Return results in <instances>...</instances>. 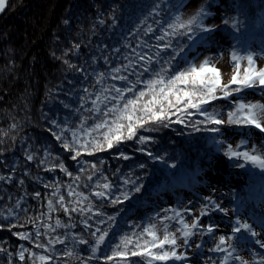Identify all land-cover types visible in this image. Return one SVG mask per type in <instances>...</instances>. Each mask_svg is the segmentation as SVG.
Instances as JSON below:
<instances>
[{"label": "trees", "instance_id": "trees-1", "mask_svg": "<svg viewBox=\"0 0 264 264\" xmlns=\"http://www.w3.org/2000/svg\"><path fill=\"white\" fill-rule=\"evenodd\" d=\"M187 2L8 1L0 15V264H116L105 257L121 238L150 240L147 234L141 236L150 224L160 235L155 220L161 204L168 199L178 202L189 193L194 169L215 158L211 150H221L219 142H224L227 130L200 123L205 117L191 108L172 109L169 120L148 122L137 128L133 139L111 149L94 150L91 145L93 138L103 139L100 133L106 128L91 130L113 105L122 108L128 99L147 91L145 82L157 73L167 80L194 63L210 32L193 25L192 32L177 28L173 34L168 27L177 16L187 21L181 17ZM211 2L234 4L242 41H248L253 29L264 34V0ZM203 23L210 27L207 16ZM116 89L122 90V97ZM148 98H141V103ZM216 100L203 109L213 112ZM112 118L113 114L107 117L109 122ZM213 127L220 132L208 130ZM141 136L148 139L141 143ZM66 141L75 150L66 149ZM85 143L87 147H81ZM199 177H194L197 183ZM137 186L139 192L134 191ZM100 192L103 195H96ZM124 192L130 194L127 200ZM104 232V242L93 253ZM129 248L135 250L134 245ZM68 251L74 255H66ZM40 256L50 259L41 261ZM128 264H146V259L129 256Z\"/></svg>", "mask_w": 264, "mask_h": 264}, {"label": "rangeland", "instance_id": "rangeland-1", "mask_svg": "<svg viewBox=\"0 0 264 264\" xmlns=\"http://www.w3.org/2000/svg\"><path fill=\"white\" fill-rule=\"evenodd\" d=\"M201 6L213 10V13L207 15V22L213 30L195 53L194 63L197 66L205 58L212 57L211 64L220 70L222 84H227L234 74L235 62L231 60L233 51L240 56H247L251 52L256 61L255 67L257 69L264 68V34L257 35L256 29H253L248 33V41H242L236 31L237 11L233 3L218 6L212 4L211 0H188L181 11L182 19L188 20ZM226 20L228 21L227 24H225ZM233 21L236 22V27H233ZM240 64L242 74L243 69L247 67V61L241 60ZM236 86L231 85L230 87ZM216 101L211 109L218 114L219 119L225 121L221 125L227 130L223 136L224 142L220 146L221 150H211L215 158L204 164V168L194 169L196 172L194 177L200 176L198 178L200 183H197V179L190 176L189 179L193 181V184L189 187V193H183L184 197L179 198L178 202L168 199L169 201L161 204L162 206L158 211L159 216L155 220L159 224L161 238L164 225H167L170 232L176 233L177 244L182 245L177 247V252L187 254L186 260H170L167 264H182L184 262H189V264H221L231 249H227V245L222 246L226 249L224 251H213L212 249L218 243L220 235L226 237L232 235L233 227L237 226L235 223L237 218L241 222L252 225L253 230L258 235L252 237L250 233L244 230L237 233L236 237L239 239L234 238L228 241L236 248L233 256L239 255L243 260L249 261L250 264H260V258L264 256V248L255 242L260 240L261 243H264V228L261 227L264 224V169L245 161L243 157L230 158L225 154L227 146L232 145L233 149L240 152H252L255 148L256 151L253 154L264 155V133L247 125L227 123L228 113L235 111L238 103L264 104V88L260 86L245 88L238 93L233 92L227 98L223 97L222 92L218 89ZM86 138H91L90 133L86 135ZM242 140L246 143L241 144ZM202 169H204L203 172H200ZM181 181L179 183L183 185ZM206 197L215 200L217 204L227 210V213L212 210L207 215L200 216L202 207L208 203ZM177 212L189 224L196 217H200L201 227L193 229L195 234L189 238L188 245L183 244V238L177 232V229L182 227L178 222L180 217L177 216L176 219H172ZM131 218L133 217L131 216ZM208 224L217 226L214 233L207 234L204 232V228ZM197 244L201 245L199 249L196 248ZM166 246L169 247V245ZM228 264H240V262L229 258Z\"/></svg>", "mask_w": 264, "mask_h": 264}, {"label": "snow or ice", "instance_id": "snow-or-ice-1", "mask_svg": "<svg viewBox=\"0 0 264 264\" xmlns=\"http://www.w3.org/2000/svg\"><path fill=\"white\" fill-rule=\"evenodd\" d=\"M7 5V0H0V12L5 10ZM209 15L203 6H201L193 16H191L187 21H181L180 16H177L173 24H169V28L175 33L177 28L184 29L187 28L188 32H192V26L195 25L201 32H211L212 27L205 26L203 23L204 18ZM228 21H225L227 24ZM233 27H236V22L233 21ZM151 31V28L148 29ZM160 39H163L161 37ZM168 47V45H165ZM141 60L144 59L143 56L140 57ZM212 57L205 58L197 66L195 63L190 64V66L184 71L177 72L175 75H172L167 80H165L164 75L157 73V78L146 81L148 85L147 91H140L134 99H128L127 102L123 105L122 108H118L116 105H113L112 108L108 109L104 115L106 119L94 125V128L91 131H96L101 128H106L107 130L102 135L103 139L98 140L93 138L91 145L94 150L103 151L105 148L111 149L115 145L119 144L123 140H130L136 136L137 128H143L148 122L153 123H163L165 120H169L172 109H175L177 112L186 111L187 109H195L200 115L205 117V121L200 123H212L214 125L224 124L225 121L217 118L216 112H208L206 109H203V105L208 104L211 100L217 99V89H219L223 97L227 98L232 95L233 92H240L245 88H254L260 86L264 88V68L257 69L255 67L256 61L254 55L249 52L247 56H240L235 51L231 53V60L235 62V71L231 79L227 84L221 83V74L220 70L211 64ZM241 60L247 61V67L243 69L241 74ZM114 71H119L115 69ZM119 79H126V77H119ZM231 85H237L234 88H231ZM127 91H132V89H126ZM117 93L122 97L123 93L121 89H116ZM148 95L150 98L146 99L141 103V98ZM99 99V97H97ZM95 103V102H94ZM183 105V108L180 105ZM139 113V114H138ZM109 114H113L111 122L107 119ZM192 113H188L191 115ZM122 121H126L123 123ZM180 123L184 121L179 120ZM228 124H237V125H247L259 129L264 133V104L261 103H238L236 105V110L228 113ZM164 126H167L166 124ZM193 128L196 125H192ZM211 132H220L218 127H213L208 129ZM57 139H60L58 136ZM147 137H139V141L142 143L146 141ZM73 141L78 143L76 138V133L73 132ZM219 143H223L220 141ZM246 143V141H241V144ZM66 149H72L73 144L69 142L64 143ZM81 147H87V143L81 145ZM239 148V145H237ZM253 148L252 152L244 151L240 152L233 149L232 145L227 146L226 155L231 157H243L245 161L251 162L253 165L264 169V155L253 154L255 152ZM80 152L76 151V156H79ZM123 155V154H122ZM151 155V153H149ZM125 159L128 157L125 156ZM160 159V157H154ZM29 160L32 159L31 156L28 157ZM75 159V157H73ZM174 166V165H173ZM243 166V165H240ZM63 169V164L60 165ZM95 167V165H93ZM143 167V165H141ZM91 179V177H89ZM135 183L134 181H126V183ZM104 188H108V184L103 185ZM134 191L139 192L140 187H135ZM39 195V194H37ZM96 195H103L102 192L96 193ZM123 198L127 200L129 198V193H122ZM208 203L205 204L200 212V216L207 215L212 210H219L221 212L227 213V210L222 208L219 204L215 202L211 197L205 198ZM64 197H60L61 206L63 207ZM117 201H114V203ZM52 202L49 201V207H51ZM210 205L212 206L210 208ZM76 211L77 209H72ZM65 211H68L65 208ZM179 216V223L182 225L181 228L177 229V232L180 233V236L183 238V244H189V238L195 233L193 229L200 228L199 223L200 217H196L191 224L184 221L183 217L180 216V213H176L172 219H176ZM113 219V218H109ZM167 219V218H165ZM236 225L232 229V235L228 237L220 235L218 238V243L213 251H224L226 249L222 248L223 245H227V249H231L228 254L223 258L221 264H228L229 258H232L236 261H239L240 264H250L249 261L243 260L239 255L233 256V253L236 252V248L233 244L228 243V241L239 237H236L237 233H241L242 230L250 233L252 237L258 235L252 228V225L247 222H241L239 218L236 220ZM59 225V221H57ZM2 227V226H0ZM48 227V226H46ZM264 228V224L261 225ZM217 226L213 224H208L204 228V232L207 234H212L216 230ZM147 234L151 239H144L141 241V238L138 236L136 240L133 241L132 237L124 236L121 238V243L112 249V254L106 256L105 259L108 261L116 260V264H128V257H142L146 259V264H154L155 261L165 262L167 264L170 260H186L187 254L184 252H177V247L182 246L177 244V235L174 232L168 230V226L164 225L162 238L158 235V229L155 224H150L143 229L141 236ZM24 239L29 237L23 233H17ZM107 232L102 233L96 239V247L92 248V252L95 253L98 249V246L104 242ZM135 235V234H134ZM39 236V233H37ZM81 243H86V241L81 240ZM257 244H260L264 248V243H261L260 240L255 241ZM129 245H134V249L129 248ZM171 246L165 250V246ZM38 247H43V245H38ZM200 244L196 245V248L199 249ZM66 255L72 256L74 253L68 251ZM20 258L24 259V251L20 252ZM41 261H47L50 257L40 256ZM260 264H264V256L260 258Z\"/></svg>", "mask_w": 264, "mask_h": 264}, {"label": "bare ground", "instance_id": "bare-ground-1", "mask_svg": "<svg viewBox=\"0 0 264 264\" xmlns=\"http://www.w3.org/2000/svg\"><path fill=\"white\" fill-rule=\"evenodd\" d=\"M9 1V0H8ZM7 4H8V2H7ZM7 8V7H6ZM1 15V14H0ZM182 264H189V262H184V263H182Z\"/></svg>", "mask_w": 264, "mask_h": 264}, {"label": "water", "instance_id": "water-1", "mask_svg": "<svg viewBox=\"0 0 264 264\" xmlns=\"http://www.w3.org/2000/svg\"><path fill=\"white\" fill-rule=\"evenodd\" d=\"M7 2H8V0H7ZM6 7H7V5H6ZM6 7H5V9H6ZM4 12V11H3ZM3 12H0V14H2Z\"/></svg>", "mask_w": 264, "mask_h": 264}]
</instances>
